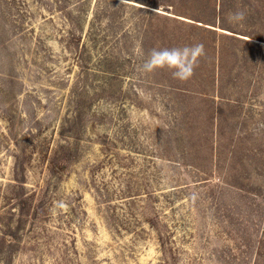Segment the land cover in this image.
<instances>
[{
    "label": "rangeland",
    "instance_id": "rangeland-1",
    "mask_svg": "<svg viewBox=\"0 0 264 264\" xmlns=\"http://www.w3.org/2000/svg\"><path fill=\"white\" fill-rule=\"evenodd\" d=\"M0 264H264V0H0Z\"/></svg>",
    "mask_w": 264,
    "mask_h": 264
},
{
    "label": "clouds",
    "instance_id": "clouds-1",
    "mask_svg": "<svg viewBox=\"0 0 264 264\" xmlns=\"http://www.w3.org/2000/svg\"><path fill=\"white\" fill-rule=\"evenodd\" d=\"M122 2H127V0H122ZM245 16L246 12L244 10H237L230 12L227 20L229 23L237 24L244 21ZM205 55L203 43H196L182 48H153L150 50L147 59L139 66V71L150 74L156 70L167 69L171 72L173 79L186 82L194 75L200 59Z\"/></svg>",
    "mask_w": 264,
    "mask_h": 264
},
{
    "label": "trees",
    "instance_id": "trees-1",
    "mask_svg": "<svg viewBox=\"0 0 264 264\" xmlns=\"http://www.w3.org/2000/svg\"><path fill=\"white\" fill-rule=\"evenodd\" d=\"M221 7V6H220ZM224 10V9H223ZM220 11H221V9H220Z\"/></svg>",
    "mask_w": 264,
    "mask_h": 264
}]
</instances>
